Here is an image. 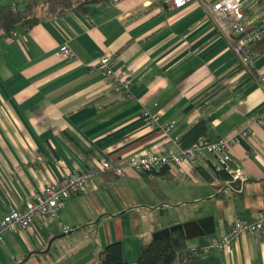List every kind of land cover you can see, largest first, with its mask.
<instances>
[{
    "label": "crops",
    "instance_id": "1",
    "mask_svg": "<svg viewBox=\"0 0 264 264\" xmlns=\"http://www.w3.org/2000/svg\"><path fill=\"white\" fill-rule=\"evenodd\" d=\"M243 9L260 22L257 2ZM64 44L73 57L57 54ZM104 56L110 73L100 65ZM253 68L242 71L197 1L174 8L111 0L0 38V217L63 174L101 159L179 153L200 137L232 140L229 168L241 181L235 190L216 179L207 153L191 166L121 177L101 172L56 217L6 234L0 264H98L99 251L116 241L124 264H136L141 237L207 216L215 233L186 240L189 250L205 253L175 264H264V231L239 234L229 251L214 245L235 221L264 215V54ZM116 76L128 80L126 90ZM144 110L157 117L155 125Z\"/></svg>",
    "mask_w": 264,
    "mask_h": 264
},
{
    "label": "built area",
    "instance_id": "2",
    "mask_svg": "<svg viewBox=\"0 0 264 264\" xmlns=\"http://www.w3.org/2000/svg\"><path fill=\"white\" fill-rule=\"evenodd\" d=\"M193 1H197L206 7L218 30L227 36L229 45L236 55L242 71L252 74L254 68L250 47L264 37V0H164L166 4L174 8L184 7ZM246 1L258 3L261 10L259 23L254 24L245 15L243 5ZM16 34L17 32L13 33V35ZM57 54L64 57L74 56L73 51L66 44L58 47ZM109 64L110 57L104 56L100 59V65L104 66L108 73L111 72ZM116 80L122 89H127L128 80L119 76H116ZM258 81L264 90V75H259ZM142 115L151 125L156 124L157 117L149 111L144 110ZM166 127L163 128L166 129ZM230 142H232L231 139L224 137H220L214 142L200 137L179 153L161 154L157 150H152L142 155L130 156L121 162L101 159L98 165H92L86 170L63 174L33 192L26 200L23 208H12L0 217V243L3 242L6 234L26 229L37 218L56 217L64 201L71 196L86 192L88 187L93 184L94 177L101 172H110L121 177L128 170L139 173L170 164H188L191 166L199 154L207 153L215 158L214 167L216 170L226 169L232 173L229 168L230 156L227 150ZM68 230V227H63L64 232H68ZM258 231H264V215L252 220L240 219L235 221L224 234L214 241V245L219 249L229 251L239 234H253Z\"/></svg>",
    "mask_w": 264,
    "mask_h": 264
},
{
    "label": "trees",
    "instance_id": "3",
    "mask_svg": "<svg viewBox=\"0 0 264 264\" xmlns=\"http://www.w3.org/2000/svg\"><path fill=\"white\" fill-rule=\"evenodd\" d=\"M108 1L111 0H26L24 6L19 9L9 4H0V38L12 36L18 29L27 30L43 18H56L72 11L84 12L88 5ZM250 51L253 60L264 54V37L253 44ZM212 171L214 177L223 182H230L233 179L232 174L226 169L216 170L213 165ZM204 176L211 180L205 172ZM186 240L180 228L163 238L141 237L140 254L136 264H175L176 261L192 260L205 253L201 248L189 250ZM98 264H124L120 242L110 243L99 251Z\"/></svg>",
    "mask_w": 264,
    "mask_h": 264
},
{
    "label": "water",
    "instance_id": "4",
    "mask_svg": "<svg viewBox=\"0 0 264 264\" xmlns=\"http://www.w3.org/2000/svg\"><path fill=\"white\" fill-rule=\"evenodd\" d=\"M229 186L232 189L239 190L241 186V181L239 178L233 179L229 182ZM180 228L182 229L186 239H192L204 235H212L215 233L214 219L213 216H207L203 218H198L196 220L187 221L184 223H178L166 228L159 229L152 233V238H163L166 237L173 230Z\"/></svg>",
    "mask_w": 264,
    "mask_h": 264
},
{
    "label": "rangeland",
    "instance_id": "5",
    "mask_svg": "<svg viewBox=\"0 0 264 264\" xmlns=\"http://www.w3.org/2000/svg\"><path fill=\"white\" fill-rule=\"evenodd\" d=\"M15 8H18V7H22L23 6V2H20V1H15Z\"/></svg>",
    "mask_w": 264,
    "mask_h": 264
}]
</instances>
